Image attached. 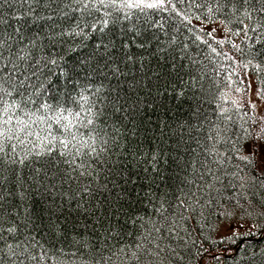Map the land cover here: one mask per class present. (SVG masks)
I'll use <instances>...</instances> for the list:
<instances>
[{
	"label": "trees",
	"instance_id": "trees-1",
	"mask_svg": "<svg viewBox=\"0 0 264 264\" xmlns=\"http://www.w3.org/2000/svg\"><path fill=\"white\" fill-rule=\"evenodd\" d=\"M143 4L157 6L116 11L113 15L121 17L122 22L118 21L113 27L119 32L121 28L135 26L143 36L151 38L150 52L157 48L168 50L167 61L160 60L159 67L157 58L145 61L159 73V78L153 72L146 76L137 72L138 84L133 89L126 82H131V73L117 78L108 69L96 70L103 66V61L96 69L80 67L79 84L90 86L95 101L93 113H99L94 125H77V140L94 143L98 153L91 154L87 146L76 144L82 153L76 160L84 164L83 170L88 174L81 176L82 169L78 168L72 173L75 179L69 178L71 169L60 155L62 146L42 156L34 154L40 150L39 141L35 147L30 143L18 146L20 155L32 154L22 168L3 166L4 175L9 178L4 190L12 193L6 197L3 207L19 211V217L13 215L10 219L23 218V206L37 199L36 185L30 177L36 176V170L40 169V179L54 183L55 193L59 194L54 217L59 228L32 233L49 249L62 246L75 250L78 242L86 240L101 249L105 258L123 247L125 251L119 253L120 258H113L116 264H264V185L237 158L231 142L217 145L221 156L232 157L225 160L229 174L225 175L224 169L217 171L218 166L211 164L213 141L209 138L217 126L229 123L220 115L222 109L227 110L225 116L232 117L229 135L240 133V126L247 119L245 112L248 116L264 115V106L255 113L245 101L247 79L255 81L257 92L264 91V72H258L255 67L257 63L264 67V55L255 58L250 55V51L260 49L261 44L256 43V34L251 31L248 35L252 38H245L242 29L249 23L247 20L241 24L231 13L224 15L217 11L215 0H143ZM33 7V16L46 17L52 13L59 17L63 4L40 0ZM17 8L0 3V19L8 21L0 23V40L6 42L4 55L8 56V45L12 46V51L22 46L21 36L24 44L38 36L37 50L44 44L46 51H60L59 45L52 48L48 44L46 36L50 26L68 27L64 20L44 19L38 24H33L31 19L17 21L12 19ZM125 11L129 13L127 19H123ZM255 16L254 13L251 26L255 24ZM17 27L21 28L20 34L16 33ZM55 30L59 32L60 28ZM236 32L240 35H234ZM220 40L226 42L221 45ZM88 43L90 47L85 52L91 51L95 41ZM233 45H238L239 50ZM252 45L255 47L250 48ZM250 59L252 64H248ZM96 88L101 91L96 93ZM259 100L264 103V98L259 97ZM58 101L62 102L63 97L49 102L56 104ZM65 107L72 112L79 110L70 98ZM63 115L68 116V112ZM86 115L82 112L81 120ZM52 127L54 130L60 128L58 124ZM89 127L96 132H88ZM237 138L233 135V140ZM239 142L245 144L242 139ZM76 148L72 149L73 153ZM152 155L157 157L155 168ZM208 164H211V173ZM17 172L26 181L24 189L32 185L31 195L26 193L23 204L18 194ZM45 172L50 181L44 176ZM233 172L238 175L233 177ZM212 173H217L222 182ZM241 176H245L244 181ZM51 195L53 193L49 192L35 203L34 210L40 212L41 206L47 207ZM121 195L126 198L119 200ZM78 203L91 205L90 211L96 210V215L85 217L77 208ZM161 203L166 209L164 215H159L152 206L158 209ZM117 207L121 208L118 219L112 216V209ZM129 214L142 219L133 224ZM44 216L47 223V213ZM164 216L168 217L167 221ZM82 217L88 224L87 229ZM153 221L155 227L161 229L159 232L152 227ZM110 226L111 235L107 232ZM4 235L8 237L7 243L13 242L11 236ZM20 235L22 237L23 233ZM0 248L4 249L0 252L2 264H19L16 258L9 259L6 243L0 244ZM31 251L37 256L41 254L39 248ZM133 251L140 257L139 261L132 258ZM26 264L37 262L28 259Z\"/></svg>",
	"mask_w": 264,
	"mask_h": 264
},
{
	"label": "snow or ice",
	"instance_id": "snow-or-ice-1",
	"mask_svg": "<svg viewBox=\"0 0 264 264\" xmlns=\"http://www.w3.org/2000/svg\"><path fill=\"white\" fill-rule=\"evenodd\" d=\"M52 2L57 5L63 4V7L59 8V12L62 13L61 16L58 17L52 13L46 17L33 16L35 12L33 5L39 4L40 0H0V3L18 6L17 12L12 15V19L17 21L31 19L33 24H38L44 19L49 21L62 19L68 25V27L50 26V31L46 36L48 44L52 48L59 45L60 51H46L44 44H41L37 50L38 36L30 38L26 44L23 43L24 37L21 36L22 46L16 51H12V46L8 45V56L6 57L4 55L6 42L0 40V244L6 243L9 259L16 258L19 264H26L28 259L36 261L37 264H44L45 261L48 264H116V260L113 258H120L119 253L125 251L123 247L118 252H110L105 258L101 249L95 248L86 240L78 242L79 247L75 250H68L62 246H53L49 249L32 234L43 229L54 231L59 228V225L54 222V217L58 211L55 202L59 194L55 193L56 185L54 183L40 179V169L36 170V176L30 177L32 184L36 185L35 193L38 194L36 201L23 206L24 215L22 219H10L13 215L19 217L20 213L18 210H5L3 207L6 197L12 195L10 191L4 190V184L9 178L4 175L3 166L5 164L9 167L12 165H18L21 168L25 166L28 156L32 153L25 152L24 155H20L18 146L30 143L35 147L39 141L40 150L35 151V155H50L58 145L62 146L60 155L65 158L64 162L71 169V172L68 173L69 178L75 179L72 173L78 168L82 169L80 171L81 176L87 175V171L83 170L84 164L78 163L76 160L77 156L82 155L80 148H76V144H80L81 147L87 146L91 154L98 155V153L94 143L89 144L88 141L77 140L79 132L77 125L80 127L94 125L99 113H93L95 101L92 99L90 86L86 87L79 84L77 78L80 67L88 66L96 69V66L103 61V66L96 70L108 69L117 78L131 73V82H126L129 83L130 88L134 89L138 84L137 72L141 76L153 72V75L159 78V73L154 72L145 61L146 59L157 58V67H159L160 60L167 61L166 53L168 50L157 48L150 52L149 41L151 38L143 36L141 30L135 26L121 28L119 32L113 27L118 21L122 22L121 17L113 15L114 12L121 9L153 8L157 6L155 4H143V0H52ZM215 5L217 11L224 15L231 13L241 24H244L245 20L249 22L244 24V29H242L245 38H252L248 35V32L251 31L256 34V43L261 44V48L250 51V55L252 58L264 55V0H215ZM65 9L68 10L65 11ZM209 12H212L211 7ZM74 13L76 15H73ZM254 13L256 14L255 24L251 26ZM128 16L129 13L125 11L123 19H127ZM0 23H8V21L0 19ZM56 27L60 28L59 32L55 30ZM16 33H21L20 27L16 28ZM234 35H240V32H236ZM138 37L140 38L139 41ZM89 40H94L95 43L91 46V51L85 52L84 50L90 47ZM225 42V40L219 41L221 45ZM133 46L135 49L143 51L134 50ZM233 47L239 50L238 45H233ZM251 47H255V45ZM21 64L24 65L23 68H21ZM248 64H252V59L248 61ZM244 66L247 67V65ZM255 67L258 72H264V67L261 64L257 63ZM89 78H91V73ZM100 91V88L95 89L96 93ZM257 95L264 98V91L258 90ZM58 96L63 97L62 102L58 101L56 104L49 102L56 100ZM17 97L19 98L17 99ZM69 98L73 105H78L79 110L72 112L65 107ZM252 108L255 110L256 106L252 105ZM116 110L119 111L120 108L118 107ZM226 111V109H222L220 115L229 123L217 126L214 135L209 137L213 141L210 152L214 158L211 164L218 166L217 171L224 169L225 175L229 174L225 160L232 157L221 156L218 153L217 145L231 142L237 158L243 161L249 171L260 178L261 184L264 185V148H262L264 145V115L248 116V113L245 112L244 115L247 119L243 120L240 133H233L238 137L233 140V135H229L232 117L225 116ZM64 112H68V116L63 115ZM82 112L87 113L83 120H81ZM249 121H251V126H249ZM53 124H58L60 128L54 130ZM42 125L46 127H41ZM74 128L76 131H73ZM61 129L63 130L62 134L58 135L57 133ZM88 132H96V129L89 127ZM31 137H35V139H29ZM90 139L92 138L90 137ZM241 139L247 148H245V144L239 142ZM13 140L15 143H11ZM9 145H11L10 151L8 150ZM73 148H76L75 153L72 151ZM156 161V155H152L151 162L154 168ZM211 164L207 165L210 173ZM212 175L217 180H221L217 173H212ZM231 175L235 177L238 173L233 172ZM15 176L20 185L18 194L21 198V204H23L26 193L31 195L32 185L30 184L28 189H24L23 184L26 181L22 175L17 172ZM44 176L50 181L51 178L48 177L47 172L44 173ZM240 179L244 181L245 176H241ZM49 192L53 193L50 197L51 203L47 207L41 206V211L36 212L34 210L35 203L39 202ZM87 192L89 196L92 195L90 189ZM125 198L123 195L118 197L119 200ZM69 199L71 200V197ZM81 200H83V196H81ZM62 203L63 201H61V207ZM150 203L152 202L150 201ZM152 206L159 215H164L166 212L163 203L158 209L154 204ZM77 208L84 213L85 217L96 215V210L90 211L91 205L84 206L83 203H78ZM6 211L7 216L5 215ZM120 211V207L112 209V216H116L118 219L117 213ZM44 213H47V223ZM129 219L135 224L137 219L142 218L133 217L129 214ZM167 219L168 217L164 216V220L167 221ZM81 220L87 229V222L84 221L83 217ZM151 223L157 232L161 230L155 227L154 221ZM21 232L23 233L22 237ZM107 232L111 235V226ZM5 233L12 237L13 242L7 243L8 237L4 235ZM137 247H142V245H137ZM35 248L41 250L39 256L32 253L31 250ZM3 251L4 249L0 248V252ZM131 256L137 261L140 259L135 251L132 252ZM125 257H127V253H125ZM0 264H2V260H0Z\"/></svg>",
	"mask_w": 264,
	"mask_h": 264
},
{
	"label": "rangeland",
	"instance_id": "rangeland-1",
	"mask_svg": "<svg viewBox=\"0 0 264 264\" xmlns=\"http://www.w3.org/2000/svg\"><path fill=\"white\" fill-rule=\"evenodd\" d=\"M247 80H248V88L246 92L245 101H246V104H248V107L251 108V110L256 113L259 111L258 109L259 107H261V109L263 110L264 103L259 100V97L257 95L255 81L252 80L251 78ZM252 105L256 106L255 110H253Z\"/></svg>",
	"mask_w": 264,
	"mask_h": 264
}]
</instances>
